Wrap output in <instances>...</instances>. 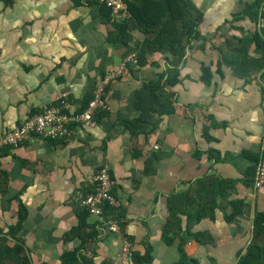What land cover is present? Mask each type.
I'll return each instance as SVG.
<instances>
[{"label":"crops","instance_id":"crops-1","mask_svg":"<svg viewBox=\"0 0 264 264\" xmlns=\"http://www.w3.org/2000/svg\"><path fill=\"white\" fill-rule=\"evenodd\" d=\"M89 1L0 0V134L65 95L82 108L98 76L143 41L135 28L127 46L110 42L107 15ZM189 1L203 13L199 35L185 49L177 84L159 91L176 110L152 113L153 132L133 136L120 121L139 117L136 92L171 66L173 57L161 53L113 81L110 109L95 128L77 126L66 140L33 137L0 150L7 176L0 230L26 210L18 236L32 264H63L67 254H77V264H108L119 260L125 238L141 264H237L251 244L254 220L264 212V188L253 182L257 164L248 158L260 156L264 142V31L254 19L263 0ZM105 165L120 207L104 218L89 213L83 238L66 241L81 228L86 209L79 195L92 190L90 178ZM207 177L227 182L213 210L196 192ZM181 195L188 196L186 213L166 234L169 200ZM232 202L244 205L230 220ZM198 206L206 213L188 229ZM109 222L122 234L110 232ZM203 235L205 244L196 239Z\"/></svg>","mask_w":264,"mask_h":264},{"label":"trees","instance_id":"trees-1","mask_svg":"<svg viewBox=\"0 0 264 264\" xmlns=\"http://www.w3.org/2000/svg\"><path fill=\"white\" fill-rule=\"evenodd\" d=\"M11 5L15 0H5ZM128 4L132 17L125 22H117L113 19L112 9L107 5L101 4L100 0H90V5H101L103 12L108 17V24L110 29V42H121L128 45V32L132 29H139L145 35L143 41L137 42L132 48L129 47L128 53H136L138 56V64L144 65L146 58L149 55L161 53L165 55L168 60L173 57L171 66L167 72L154 83H146L136 92V108L140 112L139 117L133 121H120L121 125L133 135H147L154 130L152 126V113L171 114L174 113L175 103L172 98L164 97L159 91L162 89H169L178 82L179 65L185 55L187 46L196 39L199 35L198 26L202 20V11L193 5L189 0H125ZM256 17L254 18L256 20ZM128 35V37H127ZM94 97V95H93ZM92 97V99H93ZM91 99V100H92ZM83 105L82 110L86 109L89 102ZM157 106H160L158 108ZM107 111L99 114V121L105 117ZM248 158L257 164L253 175L256 178L258 164L261 160V152L259 155L249 154ZM6 173L0 171V193L6 192ZM254 178V185H255ZM219 183V185H218ZM196 192H204L207 196V202H211V210L217 205L215 198L217 196H224L226 194L225 185L227 182L219 181L215 177H207L198 183ZM222 185L221 187H219ZM87 191V194L93 192ZM175 196L174 199L169 200L170 218L168 226H166V234L170 233L172 226L175 223L178 214L186 213L184 207L188 196ZM179 200V201H178ZM179 202V203H178ZM233 213L229 219L233 220L243 212V203H231ZM110 208L107 209V211ZM206 211H202L199 206L195 212L188 214L190 229L194 224L205 215ZM87 210H83L80 216L81 228L66 236V241L74 238V235L83 238L82 229L87 226V219L89 216ZM26 218V210L21 207L19 210V222L10 227L7 231L0 230V264H32L29 255L25 251L24 245L19 238V233L22 230V222ZM202 244L208 242L209 237L203 235L199 239ZM141 264L140 261L135 260ZM77 254H67L63 257V264H77ZM237 264H264V212L259 213L254 220L253 238L246 252L241 255Z\"/></svg>","mask_w":264,"mask_h":264},{"label":"built area","instance_id":"built-area-1","mask_svg":"<svg viewBox=\"0 0 264 264\" xmlns=\"http://www.w3.org/2000/svg\"><path fill=\"white\" fill-rule=\"evenodd\" d=\"M100 2L112 9L113 19L117 22H125L132 17L125 0H100ZM255 24L259 31H264V0L259 5ZM129 66H139L136 53L127 54L119 66L98 76L94 97L86 109L82 110L69 96L65 95L58 104L44 106L37 114L23 123L1 133L0 150L17 147L33 137H42L46 140H66L74 135L77 126L95 128L99 124V114L110 109L111 84L120 78ZM89 183L94 188L93 192L86 196L81 193L79 196L82 207L90 214L104 218V213L108 208L120 207L121 203L113 193L116 181L113 179L109 165L101 168L96 175L90 178ZM255 187L256 189L264 188V142ZM107 226L113 234H122L117 222H109ZM108 264H139L133 258L132 245L128 239L124 240L119 260H113Z\"/></svg>","mask_w":264,"mask_h":264}]
</instances>
